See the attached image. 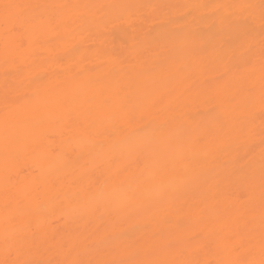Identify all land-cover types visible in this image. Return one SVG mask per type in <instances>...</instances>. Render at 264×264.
<instances>
[{
	"label": "bare ground",
	"instance_id": "bare-ground-1",
	"mask_svg": "<svg viewBox=\"0 0 264 264\" xmlns=\"http://www.w3.org/2000/svg\"><path fill=\"white\" fill-rule=\"evenodd\" d=\"M248 3L259 0H0V260L127 259L117 237L157 235L172 245L161 259L260 260L259 10L246 21L238 17L247 12L220 7ZM6 4L19 6L7 22ZM249 26L255 58L245 65L238 37ZM174 35L180 42L169 50L165 38ZM161 98L155 119L175 118L186 138L153 135V117L121 122L122 131L98 118L102 107ZM109 133L114 160L98 150ZM117 173L151 213L112 221L73 203L90 178L111 183ZM6 217L27 237L7 257Z\"/></svg>",
	"mask_w": 264,
	"mask_h": 264
},
{
	"label": "snow or ice",
	"instance_id": "snow-or-ice-1",
	"mask_svg": "<svg viewBox=\"0 0 264 264\" xmlns=\"http://www.w3.org/2000/svg\"><path fill=\"white\" fill-rule=\"evenodd\" d=\"M18 5H4L5 8V21L8 20V10L17 8ZM69 7V6H59ZM76 7V6H73ZM103 7V6H101ZM220 7L227 9H238L241 14L247 12V16L241 15L239 18L244 20H255V10H259V21L261 28L260 44V93L259 102L264 105V0H259L258 4H233V5H221ZM254 29L249 26L248 29L240 34L238 37L240 40V46L245 47L247 52L246 56L240 58L241 63L247 65L251 64L255 58L254 48ZM180 42L179 36H170L165 38V47H169V50L177 48ZM77 76L79 74H76ZM250 99H255L254 89L249 90ZM160 100H152L151 102H145L139 105H129L128 103H119L108 107L107 109L101 108L98 118L111 122L116 127V131H122L118 125L121 122L133 123L137 120H144L148 117H153L149 121L153 135L168 136L174 141H179L186 138L189 134L187 130L181 131L179 127L174 126V119L156 120L155 116L158 113H154L152 109L156 108ZM107 103V102H106ZM144 127L136 129L137 135L142 136L144 134ZM264 137V130L261 133ZM113 133H109L104 137V140L98 145L99 152L108 158L114 160L117 152V145L112 140ZM5 138H9L8 126L5 125ZM264 144V139L261 141ZM105 161L102 160L101 163ZM261 182L264 186V150L261 152ZM81 200L86 202L87 211L92 215H97L101 218L108 217L109 220L116 221L126 216L134 215L137 213H151L153 206L150 202H142L138 199L135 191L132 189L129 179L123 176L121 173L111 178V183L108 179H89L88 183L83 187L82 191L75 194L73 203L79 204ZM13 218L6 217L5 219V236H4V252L6 257L11 255L13 251L19 253L17 245H23L27 242V237L20 235L12 227ZM172 247L171 242L165 239L162 235L153 236L149 240L140 243L138 241H128L122 237L116 238L115 249L125 251L128 254L127 259H101V260H81L72 259L67 261L66 264H194L189 260L181 259H161L160 255ZM254 253L250 250L249 255ZM260 256L259 261L255 259H239L230 264H264V204H262L260 212ZM0 264H51L49 261H41L34 259H15L0 260ZM198 264V262H195Z\"/></svg>",
	"mask_w": 264,
	"mask_h": 264
},
{
	"label": "rangeland",
	"instance_id": "rangeland-1",
	"mask_svg": "<svg viewBox=\"0 0 264 264\" xmlns=\"http://www.w3.org/2000/svg\"><path fill=\"white\" fill-rule=\"evenodd\" d=\"M206 3H208V0H206ZM2 27H5V25H2ZM14 32L16 33L18 38L20 39L19 44L21 45L22 49L26 50L27 47H28V44H27V41L25 39V29L22 28L20 25H17V27H14ZM85 50H86V52L83 55H85L84 59L86 61V64H90V65L95 64V62H94L95 55L94 54H96V53L93 52L92 41H88L85 44ZM61 62L63 63V65L67 64L66 59H63ZM86 64H85V66H86ZM259 160H261V158H259ZM242 171L243 172L245 171L244 167L242 168ZM215 243H216V241H215ZM207 264H215V263L211 261V262H209Z\"/></svg>",
	"mask_w": 264,
	"mask_h": 264
}]
</instances>
